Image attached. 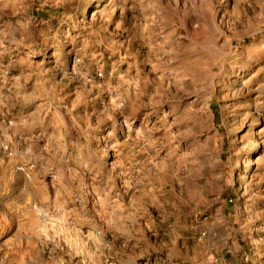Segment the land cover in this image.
<instances>
[{"label": "rangeland", "instance_id": "374dc122", "mask_svg": "<svg viewBox=\"0 0 264 264\" xmlns=\"http://www.w3.org/2000/svg\"><path fill=\"white\" fill-rule=\"evenodd\" d=\"M0 264H264V0H0Z\"/></svg>", "mask_w": 264, "mask_h": 264}]
</instances>
